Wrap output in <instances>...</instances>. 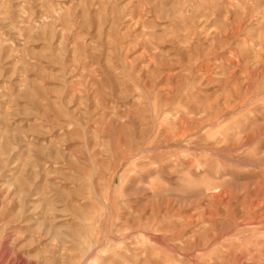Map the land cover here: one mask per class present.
Instances as JSON below:
<instances>
[{"label": "rangeland", "instance_id": "rangeland-1", "mask_svg": "<svg viewBox=\"0 0 264 264\" xmlns=\"http://www.w3.org/2000/svg\"><path fill=\"white\" fill-rule=\"evenodd\" d=\"M0 264H264V0H0Z\"/></svg>", "mask_w": 264, "mask_h": 264}]
</instances>
